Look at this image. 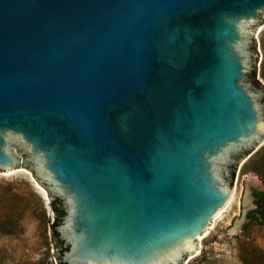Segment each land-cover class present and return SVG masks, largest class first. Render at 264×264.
<instances>
[{
  "label": "water",
  "instance_id": "water-1",
  "mask_svg": "<svg viewBox=\"0 0 264 264\" xmlns=\"http://www.w3.org/2000/svg\"><path fill=\"white\" fill-rule=\"evenodd\" d=\"M263 20L264 0H0V174L20 152L61 201L62 264L198 257L264 138ZM252 190L248 173L229 236Z\"/></svg>",
  "mask_w": 264,
  "mask_h": 264
},
{
  "label": "rangeland",
  "instance_id": "rangeland-1",
  "mask_svg": "<svg viewBox=\"0 0 264 264\" xmlns=\"http://www.w3.org/2000/svg\"><path fill=\"white\" fill-rule=\"evenodd\" d=\"M252 32L257 65L251 82L256 95L264 99V28ZM18 156L20 170L13 177L0 174V264H58L59 247L64 246L60 229L52 225L55 214L50 202L55 197L27 169L30 158L20 152ZM248 173L264 187V138L237 166L229 201L204 231L198 257L191 264H264V225L252 221L235 235L227 232L233 219H239L242 181Z\"/></svg>",
  "mask_w": 264,
  "mask_h": 264
},
{
  "label": "flooded vegetation",
  "instance_id": "flooded-vegetation-1",
  "mask_svg": "<svg viewBox=\"0 0 264 264\" xmlns=\"http://www.w3.org/2000/svg\"><path fill=\"white\" fill-rule=\"evenodd\" d=\"M250 197L252 208L247 212L246 219L264 224V210L262 208L264 206V192L252 190Z\"/></svg>",
  "mask_w": 264,
  "mask_h": 264
},
{
  "label": "trees",
  "instance_id": "trees-1",
  "mask_svg": "<svg viewBox=\"0 0 264 264\" xmlns=\"http://www.w3.org/2000/svg\"><path fill=\"white\" fill-rule=\"evenodd\" d=\"M253 76H254V74H253ZM50 206H51L53 213L55 214V220H54L52 225H53V227H56L59 225L62 217L64 216V210L62 209L61 201L58 199L52 200V202H50ZM262 208L264 210V206H262ZM59 244L61 245V242ZM59 248H60V252L62 253L63 251L67 250L68 247L67 248L59 247ZM58 264H62V263L59 261Z\"/></svg>",
  "mask_w": 264,
  "mask_h": 264
},
{
  "label": "bare ground",
  "instance_id": "bare-ground-1",
  "mask_svg": "<svg viewBox=\"0 0 264 264\" xmlns=\"http://www.w3.org/2000/svg\"><path fill=\"white\" fill-rule=\"evenodd\" d=\"M228 201H229V199H228ZM228 201H227V202H228ZM226 204H227V203H226ZM228 205H229V204H228ZM224 209H225V208H224ZM222 211H223V210H222ZM218 214H219V213H218ZM218 214H217L216 216H218ZM216 216H215L214 218H216ZM203 236H204V235H203ZM200 239H201V238H200Z\"/></svg>",
  "mask_w": 264,
  "mask_h": 264
}]
</instances>
